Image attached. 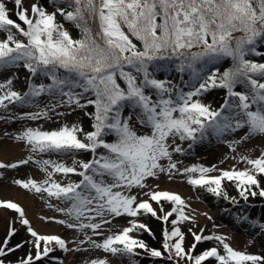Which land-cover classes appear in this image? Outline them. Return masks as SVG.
I'll list each match as a JSON object with an SVG mask.
<instances>
[{"label":"snow or ice","instance_id":"6c2138e0","mask_svg":"<svg viewBox=\"0 0 264 264\" xmlns=\"http://www.w3.org/2000/svg\"><path fill=\"white\" fill-rule=\"evenodd\" d=\"M256 197L264 0H0V264H264Z\"/></svg>","mask_w":264,"mask_h":264},{"label":"rangeland","instance_id":"374dc122","mask_svg":"<svg viewBox=\"0 0 264 264\" xmlns=\"http://www.w3.org/2000/svg\"><path fill=\"white\" fill-rule=\"evenodd\" d=\"M216 151H218V150H216V149H209V151L208 152H200L199 154L201 155V156H206L207 158H208V160H212V156L210 155V153H215ZM256 203V202H255ZM258 203V202H257ZM263 208V207H261V205H259V204H254V206H253V208L251 209L252 210V212L254 213V214H256L257 212H259V210H260V208ZM224 222H227V219H225L224 220ZM3 228H4V220H3V218L2 217H0V232H2L3 231ZM49 259H50V257H49ZM45 264H47V262H45Z\"/></svg>","mask_w":264,"mask_h":264},{"label":"trees","instance_id":"16d2710c","mask_svg":"<svg viewBox=\"0 0 264 264\" xmlns=\"http://www.w3.org/2000/svg\"><path fill=\"white\" fill-rule=\"evenodd\" d=\"M255 199H257V200L259 201L260 198H259V197H256ZM256 216H257V215H256ZM258 216H259V215H258ZM258 216H257V217H258Z\"/></svg>","mask_w":264,"mask_h":264}]
</instances>
